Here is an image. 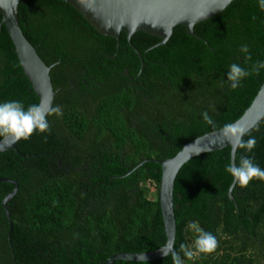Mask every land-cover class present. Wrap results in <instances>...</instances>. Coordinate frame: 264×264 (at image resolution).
I'll return each mask as SVG.
<instances>
[{
  "label": "trees",
  "instance_id": "obj_1",
  "mask_svg": "<svg viewBox=\"0 0 264 264\" xmlns=\"http://www.w3.org/2000/svg\"><path fill=\"white\" fill-rule=\"evenodd\" d=\"M23 32L48 66L57 93L50 130L18 142L19 152L0 154V264H103L121 252H150L167 241L159 201L162 169L148 160L175 157L197 138L236 122L264 83V71L232 90L231 64L250 69L264 61V11L256 0H235L220 15L199 23L191 37L178 26L166 45L139 32L132 43L101 34L61 0H23ZM2 16L0 15V25ZM247 44L249 54L239 51ZM148 51V52H147ZM110 56H112L110 58ZM250 56V59L248 58ZM127 72V73H126ZM40 103L25 76L12 38L0 28V102ZM208 112L215 128L204 123ZM256 147L239 149L264 168V119L250 133ZM248 139V138H247ZM245 139V140H247ZM2 139H0L1 141ZM231 149L198 156L175 182V249L191 246L190 221L216 236L217 249L185 264H264V182L235 187ZM136 169V170H135ZM134 173L129 174L130 171ZM170 255L155 262L174 264Z\"/></svg>",
  "mask_w": 264,
  "mask_h": 264
},
{
  "label": "water",
  "instance_id": "obj_2",
  "mask_svg": "<svg viewBox=\"0 0 264 264\" xmlns=\"http://www.w3.org/2000/svg\"><path fill=\"white\" fill-rule=\"evenodd\" d=\"M23 0H0V15L3 26L8 30L16 48L25 76L29 79L40 102L45 107H53L59 91L54 90L51 79L53 66H48L38 54L37 48L25 36L20 18L19 5ZM77 9L83 17L101 34L113 37L118 41L123 33L127 34L128 42L143 61L142 53L135 48L132 39L139 32L150 34L161 39L156 47L166 45L178 26H185L188 34L198 40L203 38L195 33L197 24L208 21L223 13L235 0H61ZM147 51V52H148ZM112 56H110L111 58ZM264 119V83L251 106L237 121L247 127L250 133ZM246 135L243 139H247ZM231 149V164H236L239 149L225 141L220 130L207 133L196 140L186 144L178 154L166 160H148L139 167L154 162L162 169L159 201L164 220L167 241L161 248L150 252H121L111 256L103 264H115L117 261L127 262H155L170 255L180 254L175 249L177 237V218L175 211V182L180 170L192 159L207 153ZM9 150L19 152L18 142L11 140L0 141V154ZM136 170V169H135ZM130 171L129 174L135 172ZM0 183H8L15 189L3 200V207L10 225L9 238L13 231V222L10 218L9 204L13 201L19 190L16 181L0 178ZM233 190L229 197L237 206ZM181 255V254H180Z\"/></svg>",
  "mask_w": 264,
  "mask_h": 264
},
{
  "label": "clouds",
  "instance_id": "obj_3",
  "mask_svg": "<svg viewBox=\"0 0 264 264\" xmlns=\"http://www.w3.org/2000/svg\"><path fill=\"white\" fill-rule=\"evenodd\" d=\"M258 7L264 11V0H256ZM239 51L245 55L249 54V47L244 44ZM250 59V56H248ZM264 71V61H257L250 69L242 67L238 63H233L227 71V82L231 89L239 88L243 81L250 75H259ZM55 116L61 118L63 110L60 106L45 107L43 102L25 105L18 100H9L0 102V139L19 142L30 139L34 133L44 134L50 130L48 117ZM202 119L205 124L215 128V122L209 116L208 112L202 113ZM220 133L227 143L233 146V150L242 149L246 153H251L256 147L255 137L250 135V130L242 126L239 121L225 124ZM248 136L247 140L243 138ZM225 171L232 177V184L229 191L239 186L247 188L253 181L264 182V168L255 163L250 156H242L238 164H229ZM187 229L195 233V239L191 246L181 245L183 256L175 254L174 264H185L187 260H193L201 254L214 252L218 247V241L215 235L203 230L197 221H190Z\"/></svg>",
  "mask_w": 264,
  "mask_h": 264
},
{
  "label": "flooded vegetation",
  "instance_id": "obj_4",
  "mask_svg": "<svg viewBox=\"0 0 264 264\" xmlns=\"http://www.w3.org/2000/svg\"><path fill=\"white\" fill-rule=\"evenodd\" d=\"M199 36V35H198ZM143 55V54H142ZM143 57H144V55H143ZM143 61H144V59H143ZM127 73V72H126Z\"/></svg>",
  "mask_w": 264,
  "mask_h": 264
}]
</instances>
